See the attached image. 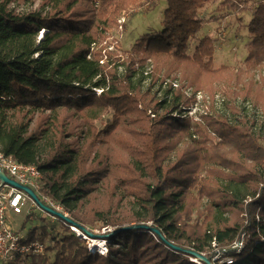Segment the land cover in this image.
I'll return each instance as SVG.
<instances>
[{
    "label": "trees",
    "instance_id": "16d2710c",
    "mask_svg": "<svg viewBox=\"0 0 264 264\" xmlns=\"http://www.w3.org/2000/svg\"><path fill=\"white\" fill-rule=\"evenodd\" d=\"M35 1L0 0V151L34 164L40 195L72 223L57 217L55 235L43 221L27 239L43 242L44 253L0 264H206L182 249L212 264H264V123L208 107L193 120L194 96L167 82L178 72L192 93L208 83L211 109V83L222 82L232 112L237 95L264 110V76L236 89L241 71L214 68L213 37H197L209 0H164L160 28L110 68L94 49L104 30L129 6L149 13L159 0H40L34 9L16 8ZM247 1L220 0L215 10L223 18L250 11L243 62L251 72L264 65V0ZM167 60L171 67H163ZM135 224L148 228L114 233ZM84 229L103 238L106 252L87 246ZM242 234L237 252L230 246ZM224 258L232 262L219 263Z\"/></svg>",
    "mask_w": 264,
    "mask_h": 264
},
{
    "label": "rangeland",
    "instance_id": "374dc122",
    "mask_svg": "<svg viewBox=\"0 0 264 264\" xmlns=\"http://www.w3.org/2000/svg\"><path fill=\"white\" fill-rule=\"evenodd\" d=\"M220 0H209L205 3V6L200 10V16L202 18V27L198 32L197 37L203 35H211L213 37L214 43V57H213V67L218 68L219 66H229L233 69H236L240 72L241 82L238 83L236 89L244 86L245 83H248L250 80L254 83H259L260 77L264 76V65L261 68L252 70L251 72L245 71L244 66V57L246 56V46L249 42V34L246 29V24L251 17L250 11H245L239 14H230L226 17H221L219 13L215 10ZM259 0H248L247 4L253 5ZM164 0H159L157 7L149 13L143 11L142 6H129L125 10H122L116 17L115 22L107 26L103 32V37L101 41L94 47V49L99 50L100 62L108 63L107 68L114 67L115 65L127 62V58L130 55V49L136 40L144 33L158 30L160 28V20L162 18V10ZM40 0H36L34 3H21L16 5L18 10H29L34 9L38 6ZM145 6V5H144ZM42 32V31H40ZM196 44L195 40L189 41V52L192 51L194 45ZM152 64V63H151ZM163 67H171L172 64L170 61H165ZM150 68V66L148 67ZM123 69V65L119 67V70ZM173 76V77H172ZM176 80V81H172ZM172 81L177 86L178 84H183L181 87L183 93L187 96H194L195 101L190 105L188 114L193 117V120H198V114L202 113V110H206L208 107L212 111H217L225 114L229 119L235 120V117L247 116L252 121L255 122V126L259 127L264 123V110L260 105L258 107L254 106L253 103L247 99L243 100L240 96H235L233 103H236V111L232 112L230 108L226 107L224 102V95L222 90H224L222 82H213L211 85H214L216 89L214 107L211 109L208 101V92L206 84V90H197L192 93L191 87H188L186 82L181 79L179 73L176 72L168 78L167 82ZM155 88H158L155 86ZM224 98V99H223ZM226 100V99H225ZM244 109V110H243ZM262 111V112H261ZM45 218H39L45 216ZM12 219L15 221L16 229L20 233L27 237L30 230L34 229V234L40 232V225L44 223L51 226L53 233L56 235L59 230L58 222L53 223L50 221V215L46 214L39 207L33 210V217L30 220L27 217V214L24 212L20 215H12ZM51 223V224H50ZM111 228H107L110 230ZM106 231L105 228L94 229V232L101 234ZM246 234L241 235L243 244ZM92 239H100L101 237H92ZM92 239L86 240L87 246ZM105 243V242H104ZM105 248L101 252H106L107 244L105 243ZM89 248V247H88ZM90 249V248H89ZM48 257L53 259L54 252H48ZM217 254H220L217 252ZM217 256H215V259ZM28 262L23 261V264Z\"/></svg>",
    "mask_w": 264,
    "mask_h": 264
},
{
    "label": "built area",
    "instance_id": "2783aa9c",
    "mask_svg": "<svg viewBox=\"0 0 264 264\" xmlns=\"http://www.w3.org/2000/svg\"><path fill=\"white\" fill-rule=\"evenodd\" d=\"M173 85L176 84L173 83ZM0 173H3L7 178L20 185L28 187L42 203L61 212L62 208L58 203L40 195L42 173L34 164L18 162L12 156L0 151ZM37 207H39L37 203L24 190L0 179V262L11 260L16 256L28 258L40 256L44 253L45 244L37 238L28 240L27 237H24L16 229L15 221L11 217L12 215H20L25 212L27 217L32 220L31 214H33V210ZM41 210L44 211L43 209ZM44 212L50 215L51 222L56 220L57 216L49 214L46 211ZM63 214L66 215V213ZM70 229L77 236L86 238L72 224L70 225ZM242 235L244 236V234ZM230 248L240 252L243 248L242 238L240 237L235 240ZM215 256L217 258L215 259L214 257V260L220 258V254H216ZM224 261L226 263L232 262L230 258H224L219 260V263Z\"/></svg>",
    "mask_w": 264,
    "mask_h": 264
},
{
    "label": "water",
    "instance_id": "95a60500",
    "mask_svg": "<svg viewBox=\"0 0 264 264\" xmlns=\"http://www.w3.org/2000/svg\"><path fill=\"white\" fill-rule=\"evenodd\" d=\"M0 179L3 180V181H5V182H8L9 184H11V185H13V186H15V187H18V188L24 190L29 196H31V198H33V200L37 203V205H38L41 209H43L44 211L48 212L49 214L55 215V216H57L58 218H60V219H62V220H64V221H66V222H68V223H72V220H71L68 216H66V215H64L63 213H61V212H59V211H56V210L50 208L49 206L45 205L44 203H42V202L39 200V198L36 196V194H35L31 189H29L28 187H26V186H22V185L18 184L17 182H15V181H13V180L7 178L3 173H0ZM132 227H135V228H148L147 225H142V224L128 225V226H123V227H121V228H119V229L114 230V233H116V232H118V231H120V230H127V229H130V228H132ZM84 231H85V233H86L88 236L93 237V234H92L90 231H88V230H86V229H84ZM155 231L158 232L157 230H155ZM160 237H161L162 239H164L161 235H160ZM170 245H171L173 248H175V249H178V250L181 249V248H179V247H177V246H175V245H172V244H170ZM182 250L185 251V252H187V253H189V254H191V255H193V256H195V257H197L198 259L204 261L206 264H212V263H211V262H210V261L204 256V255H202V254H199V253H197V252H195V251H193V250H190V249H182Z\"/></svg>",
    "mask_w": 264,
    "mask_h": 264
},
{
    "label": "bare ground",
    "instance_id": "6f19581e",
    "mask_svg": "<svg viewBox=\"0 0 264 264\" xmlns=\"http://www.w3.org/2000/svg\"><path fill=\"white\" fill-rule=\"evenodd\" d=\"M44 31L40 32L39 33V37H41L43 35ZM104 241L100 240V239H92L90 242H89V246L91 249H96L98 248L100 251H103L104 248H105V245H104Z\"/></svg>",
    "mask_w": 264,
    "mask_h": 264
}]
</instances>
